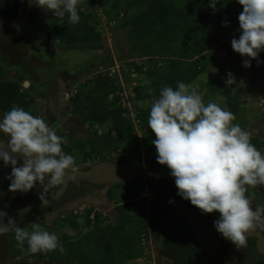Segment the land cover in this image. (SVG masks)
Segmentation results:
<instances>
[{"label": "trees", "instance_id": "1", "mask_svg": "<svg viewBox=\"0 0 264 264\" xmlns=\"http://www.w3.org/2000/svg\"><path fill=\"white\" fill-rule=\"evenodd\" d=\"M21 1L0 0V20L16 18ZM84 1L78 5L79 23L68 22L56 33V38L64 44L73 46L83 42L90 45L96 40H101L102 34L97 30L99 18L93 11L83 10ZM121 1L103 0L101 5L107 13L108 6L113 12H117L120 10ZM224 2L227 3L226 7L218 3L217 10L213 12L209 7L210 0H126L124 8L126 23L122 28H130L128 41L132 44L131 50L138 57L151 58L147 59L149 61L145 60L143 65L133 63L138 73L146 75L145 81L134 88L136 120L143 136H137L135 120L130 117L129 109H124L120 105L118 97L112 98L121 88L118 85V78L111 79L98 75L94 80H89L78 87L73 104L77 113L85 114L86 123H91L94 129L95 126L109 127L108 131L99 133V130L95 129L89 142L72 140L70 145H62L63 151L75 159L80 150L86 149L82 160L87 162L89 159L104 158L108 154H120V151H123V158L119 159L120 161L124 159L134 161L142 158L139 153L142 144L156 150L152 143L156 139L155 134L148 127L151 107L145 108L139 103L159 97L164 86L175 89L177 82L191 84L206 72L207 67L200 63L201 56H205L213 47L212 35L209 32L212 28L211 19H221L242 7L237 0ZM65 18L68 19L67 14ZM181 38L183 42L186 41L180 47ZM158 57L165 61V66L161 67V70L159 67L153 68L151 63L155 62L151 60ZM145 69L148 71L145 72ZM92 83L93 86L90 85ZM88 85L90 87L86 91ZM207 86L213 92H221V89L217 90L210 83ZM149 88L152 89L151 94ZM225 96L230 111L234 114L239 113L242 110L241 97L230 93ZM14 105L38 117L37 100L34 95L23 89L18 82L0 81L1 113H7ZM3 137L9 138L6 134ZM141 140L144 143H141ZM250 142L264 154V142L258 139H251ZM152 184L156 199L150 203L145 199H139V191L145 187L143 182L138 186L135 182L119 184L110 190L109 197L116 202L119 216L115 223H110L98 213L93 215L91 210L84 215L83 225L75 216L59 220L57 226L66 230L60 235L64 253L58 250L39 253L38 260L48 258L77 264H128L148 257L149 244L146 245L148 237L161 243L165 257L174 264H197L204 260L206 250L194 228L186 224L176 231L170 228L169 225L176 219V215L168 204V192L164 187ZM83 228L87 231L85 232ZM69 229L74 230L77 239L71 237ZM28 230L31 231V228ZM54 230L55 228L47 229L59 238V233ZM19 251L27 252L33 259L36 255L29 253L27 242L23 248L19 247Z\"/></svg>", "mask_w": 264, "mask_h": 264}, {"label": "clouds", "instance_id": "2", "mask_svg": "<svg viewBox=\"0 0 264 264\" xmlns=\"http://www.w3.org/2000/svg\"><path fill=\"white\" fill-rule=\"evenodd\" d=\"M237 2L243 8L238 16L241 34L239 39H232L231 46L234 52L247 58L243 67L250 68L252 60L261 63L258 57L264 51V0ZM34 3L56 18L63 19L67 14L71 24L80 21L78 5L82 0H35ZM218 3L227 6L224 0H210L213 12ZM101 9L103 15L107 14L103 6ZM96 16L99 18L100 14ZM222 26H227V22L223 21ZM122 75L120 71V81L126 80L127 73L125 77ZM226 84L228 87L237 84L231 72L227 74ZM148 91L152 93L151 88ZM135 97V92H129L128 97L119 94L118 98L126 100V105L119 103L130 111L127 103H133L135 108ZM150 107L148 127L156 137L152 143L157 150V162L170 170L178 195L204 214L218 212L220 218L214 221L216 230L237 248L246 247V234L264 227V206L253 210L254 196L249 194V188L264 186V154L250 142V133L233 124L236 116L231 111L214 102L205 104L191 84L177 82L175 89L164 86L159 98L147 108ZM133 116L139 133L135 111ZM0 133L9 137L7 143L0 142V160L5 167L11 165V174L6 177L10 192L26 193L39 183L42 190L39 199L44 203L50 189L59 191L68 180L76 179L75 159L62 148L67 141L43 118L14 105L0 119ZM19 157H23L21 166H18ZM6 217L7 213L0 211V235L14 232L19 247L23 248L27 242L31 254L57 250L64 253L57 235L42 230L38 222H33L29 231L10 217L5 223Z\"/></svg>", "mask_w": 264, "mask_h": 264}, {"label": "rangeland", "instance_id": "3", "mask_svg": "<svg viewBox=\"0 0 264 264\" xmlns=\"http://www.w3.org/2000/svg\"><path fill=\"white\" fill-rule=\"evenodd\" d=\"M102 2L103 0L84 1V5L87 7L88 12L90 10L93 11V13H95L96 15L97 13L100 14L99 16L100 24L97 30L99 33L102 34L101 40L100 41L93 40V42L95 41L94 42L95 45H90V46L87 43H83V42H80L79 44L73 46L66 45L64 43L59 44L58 48L62 50V52H64V55L58 57H55V55L52 54L53 51L49 53L51 48L50 49L48 48L50 44L51 45L55 44V41L57 39L56 33H52L49 27L50 24L49 25L47 24V28L42 27V22L37 21V19L35 18L36 13L31 11L30 15L26 19L27 21H30L32 17V19L34 20L32 22L33 27L28 25L27 27L25 26L27 31L26 32L23 31V33L17 31L15 32V34L5 32L6 37L3 40V43L1 44L2 52L0 53V61H3V66L5 69L6 68L8 69L10 75L3 72L0 64V79L3 81L5 79L10 80L12 77H16L17 79H20L19 77H24L26 74L29 75L31 79L39 81L41 73L42 74L48 73L49 68H53L54 64L55 65L57 64V66H59L58 69H64V70L67 69L66 70L68 72L67 74L70 75H73L75 73H77V75L79 73L86 74L84 78L83 76L81 77L80 82H78V80L80 79L78 78L74 86L71 87V92L69 91L71 96L72 94L74 95L76 93L75 91H77L78 87L81 84L86 83L89 80H94L98 75L107 76L111 79L118 78V85L127 88L124 90L122 89L118 90V92H116L112 96V98L119 97V94L121 95V93L124 96H128L129 92L130 93L134 92V88L136 87L135 85H138L141 82L143 83L146 79V75L138 73L134 68L133 63H135L136 65H143L145 60L147 59L150 60L151 58H147L145 56L138 57L137 54L132 52L131 50L132 44L128 41L130 28H122V26L126 23L125 22L126 15L124 11L126 0L121 1L120 3L121 6L119 11L113 12L111 7L108 6L107 7L108 13L101 16ZM242 11L243 8L241 7L236 11H234L232 14L229 13L227 15H224L222 19L219 18H216L214 20L211 19L213 29L210 28L209 32L212 35L211 37L213 43L215 45V48H217L218 52L214 53L213 51L212 52L210 51V53H207L205 56L203 57L201 56L202 61L200 65H205L207 69L206 72L200 75L198 82L196 84H193L192 87L195 88L197 90V93L202 96L203 102L205 104H207L208 102H214L217 105H219L221 108L229 111H230V106L225 99V95L227 93H225L224 95L219 92L213 93V91L208 89L207 87L208 83L213 85L214 88H217L218 86L219 87L224 86L225 87L224 91L225 89L228 88L230 90L229 93H231V91L232 92L237 91L238 93L240 92L239 93L240 96L246 95V97L253 100L252 104L246 103V105L244 102L245 100L242 101L243 109L239 113L235 114L236 120L233 121V124H239L243 130L248 131V129L251 127L252 124H254L256 121H260V119L264 117V110H263L264 102H260L263 101L264 98L258 97V95H256V93L258 92L256 86L257 87L259 85L261 86L264 83V67L256 68L255 75H253L254 68L252 70V67L250 68L243 67V61L244 59L247 58L241 57L238 53L234 52L232 49L230 42L232 41L234 34L238 36L241 34L238 16ZM43 14L46 16L47 13L43 12ZM49 15L52 14L49 13ZM49 15L46 18H44L43 16V19H47ZM109 17L112 19L110 23L108 22L110 20ZM223 21L227 22V26H222ZM104 24L106 25L104 26ZM184 42H183V38H181L180 47L183 46ZM225 51H228V55L222 56V52ZM260 58L261 56L259 55L258 59L260 60ZM69 61L72 62L69 63ZM151 61H155V62H151L153 68L159 67V69L161 70V67L165 66L164 63L165 61L163 59H160L159 57L156 60H151ZM77 62L78 64H76V66L74 67L70 66L71 64L74 65ZM254 62L257 61L256 60L251 61V63ZM149 63L150 62H148V64ZM97 64L99 67H96ZM102 66L104 67L100 69V67ZM120 71L121 74H123L122 75L123 77H125V73H127L126 80L120 81L119 78ZM146 71L148 70L146 69L145 72ZM229 72H231L234 75L237 84L228 87V85L226 84V79H227V74ZM253 76H255V81L252 80L253 83L251 84L250 80L252 79ZM68 81L69 83L75 82L72 76L69 77ZM93 84L94 83L90 85L93 86ZM249 84H251V86ZM89 87L90 86L88 85V87L85 90L87 91ZM220 89H221L220 91L222 92L223 89L221 87ZM43 90L44 89L41 90V95H39L38 97H40L39 101H41L44 104L43 100H41L43 97L42 95ZM27 91L31 95L34 96L38 95V89L35 90L34 92H30L29 90ZM67 91L68 90H66V92ZM158 98L159 97L154 98L150 102L142 103L141 105L144 106L145 108L152 106L154 100ZM121 103L126 105L124 99L121 101ZM260 103L263 106H260ZM127 105H129L130 107V111L133 119L134 117L133 112L135 111L134 104L127 103ZM37 113H38V117L42 118L43 112L41 110L40 111L37 110ZM48 125L51 126L50 124ZM108 128L109 127H105V126L104 127L95 126V129L96 130L98 129L99 133H105L106 131H108ZM95 129L93 128L94 131ZM139 135L143 136L141 130L139 131V133H137V136ZM141 143H144L143 140H141ZM148 150H150L151 152H155L154 154L157 155V150H153V148L142 144L139 147V153L141 157L142 156L144 157ZM83 151H86V149L80 150L78 152L79 153L78 157L75 158V162L77 166H79V164L84 163V161L82 160ZM122 155H123V151H120V154H112V155L108 154L104 158L102 157L98 158L97 161L105 162L104 159L109 157L115 159H122L123 158ZM141 182L145 184V187L148 186L149 190L151 189V183H157V182H152L144 177L143 180L141 181H135V185L138 186ZM145 187L144 189L139 191V199L144 198L146 201L155 200L156 195H154L151 190L147 191ZM167 188L169 189V187ZM145 192H147L146 196L143 195ZM183 200L185 202L187 201L185 199ZM168 202H169L168 204L172 207L173 213L177 217V219L174 220L176 222L175 224L170 223L169 226L171 229L178 230L179 227L183 224H188V225L193 224V222L191 221L194 219L189 215V213L187 212L183 213L184 211L182 212L177 208V204H176L177 199L175 198V193L172 190L168 191ZM188 202L189 201H187L186 203ZM88 210H91L93 215H96L97 212L101 213L103 217L106 216L109 219L108 220L109 222H115L117 221L118 218L117 213L115 211V204L110 202L107 198H105L104 201H99L98 199L94 198V199H84L83 201L76 202V205L71 206L68 209H63L58 214V217L60 219L53 220L50 217L48 218L43 217L38 220L33 219L32 221H29L28 226L30 227L33 222H38L42 230H47V229L52 230L55 228L54 231L56 233H59L58 239L60 240L61 239L60 235H62L61 233L65 232L66 230L63 229V227H60L59 225L57 226V222L59 220L66 219L68 217L75 216L78 217L79 222L81 223V225H83L85 221L84 215L86 214V212H88ZM186 216H188L191 220H187ZM210 218L211 217H208V219ZM189 221L191 223H188ZM205 223L206 225H208L209 228L211 227L209 226L210 224H208L207 221H205ZM194 227L198 232V234L200 235L199 237L203 242L205 250L207 251V258H205L206 259L205 261H208L209 259V261L212 260V263H214L215 262L213 258L214 254L213 256H211V258L210 255H212L213 250H216V247L213 248L214 244L212 243L211 232L208 230L203 231L200 227H199L200 229H197L196 227L198 226H194ZM83 230H85V232L87 231L85 228H83ZM68 233L71 235L73 239L78 238L74 230L69 229ZM146 239H147L146 245L150 244L151 246V251H148L147 253L148 257L146 259L131 261L128 264H173L165 257L163 250H161L162 245L160 242H155L153 238L151 239L152 241L151 240L149 241V237ZM248 240H255L256 246L258 248V241H259L258 238L251 237ZM220 241L226 242L227 245V241L224 237ZM18 254L21 257H23L26 261L33 259L32 255H29L25 251L21 252L18 250ZM231 256L232 255L230 254V257ZM38 257H39V253L34 256L33 261H40L38 260ZM228 257L229 254L225 256L226 262L228 261L227 260ZM72 264H77V263H72Z\"/></svg>", "mask_w": 264, "mask_h": 264}, {"label": "flooded vegetation", "instance_id": "4", "mask_svg": "<svg viewBox=\"0 0 264 264\" xmlns=\"http://www.w3.org/2000/svg\"><path fill=\"white\" fill-rule=\"evenodd\" d=\"M33 21L34 20L31 17V20L27 21V23L29 22L33 27ZM71 62L72 61H69V63ZM76 64H78V62L74 65L71 64L70 66L74 67ZM53 68L58 69L59 67L56 64V67ZM58 70L59 71L54 70L55 72L48 75L47 86L42 91L43 98L41 100H43L44 104L42 107H39V101H37L36 110H41L43 112L42 118L47 124L51 125L50 127L56 132L58 136L63 137L67 141L65 145H70L72 140H79L83 143H87L93 138V127L91 124H88L84 121L85 114H79L76 112L75 105L73 104V98L75 97L76 93L74 95L72 94V96L70 95L71 87L74 86L73 84L77 82L78 78H80L78 80L79 82L81 77L83 76L84 78L86 74L79 73L77 75V73H75L70 75L67 74V69ZM70 76L74 78V83H69L68 79ZM66 90L68 91L66 92ZM260 106L263 105L260 103ZM3 115L4 114H2L0 111V119H2ZM262 120V124L264 125V117ZM4 135L5 134L0 133V142L7 143L9 138L5 139L3 137ZM5 150L10 151L9 149ZM85 153L86 151H83V154ZM154 153L155 152L148 150L144 157L142 156V158H137L134 160H139L141 165L144 167L139 179L143 180L145 177L152 182H157L158 185H161L166 190H172L175 193V198L177 199V208L182 212L184 211L183 213H189V215L195 220V222L194 220L191 221L193 222L192 226H198L196 227L197 229L201 228L203 231L208 230L211 232L212 243L214 244L213 248L216 247L217 251L213 250L210 258L214 254L213 258L215 262L212 263V260L209 261L208 259V261H205L206 259H204L197 264H264V253L259 251L260 249L257 248L255 240L247 239V246L240 248H237L227 239V245L226 242L220 241L223 236L216 230L214 226V221L220 218V214L218 212L204 214L198 208L193 206L190 201L186 203L183 198L178 195L175 179L171 176L170 170L167 168V166H162L157 162V155ZM104 161L119 163L128 161V159L120 161L119 159L109 157L105 158ZM98 162L99 161L97 160L89 159L87 162L77 166L78 172L89 171ZM22 164L23 157H19L18 166H21ZM10 174L11 165L5 167L4 162L0 160V211L7 213V217L4 220L5 223H7V219L10 217L15 219L20 227L27 229L31 228V226L29 227L28 225L29 221H32L33 219L38 220L43 217H50L53 220L60 219L58 217L59 212H61L63 209H68L71 206L76 205V202L83 201L84 199L96 198L99 201H104L105 199L103 193L109 192L112 189L111 188L108 191V184L99 186L90 182L78 183L76 181H68V183L64 185L59 191L55 188L50 189V193H48L46 197L47 200L42 203V201L39 199L42 191L39 183H37L36 187H34L32 191L26 193L10 192V181L6 179V177H8ZM167 187H169V189ZM64 188L66 189L65 193L58 200H53L51 198V196H58L59 192ZM249 194L254 196V199L252 200L253 210L257 206H264V186H258L255 189L249 188ZM23 208L30 209L21 216ZM208 217L211 218L208 219ZM205 221L210 224V228L208 225H206ZM18 248V241L16 240L14 232L0 235V264H72L63 261H53L48 258L42 259L40 261H33V259L26 261L18 254ZM227 254H229V257L227 258L228 261L226 262L225 256ZM230 254L232 255L231 257Z\"/></svg>", "mask_w": 264, "mask_h": 264}, {"label": "crops", "instance_id": "5", "mask_svg": "<svg viewBox=\"0 0 264 264\" xmlns=\"http://www.w3.org/2000/svg\"><path fill=\"white\" fill-rule=\"evenodd\" d=\"M35 2V0H22L21 1V5H20V11H19V13H18V15H17V17L16 18H14V19H11V20H0V53L2 52V50H1V44L3 43V40L5 39V37H6V35H5V32L7 33H11V34H15V32L17 31V32H21V33H23V31H27L26 30V27H27V25L28 26H31L30 25V23L28 22L27 23V17L30 15V12L31 11H33V12H35L36 13V16H35V18L37 19V21H41L42 22V27H45V28H47V24L49 25V27H50V29H51V31H52V33H57L63 26H65L67 23H68V19H66V18H63V19H60V18H56V17H52V15H49V13L48 12H46L48 15H49V17L47 18V19H43V16H44V18H46L48 15L46 14V16L43 14V12H45L44 10H42V9H40V8H38L37 6H36V4L34 3ZM31 5V6H30ZM29 6V7H28ZM93 7H95V6H93ZM83 10L84 11H87L86 10V7L84 6V8H83ZM234 12V11H233ZM232 12V13H233ZM231 13V14H232ZM32 15H33V13H32ZM26 26V27H25ZM212 29H213V27H212ZM221 32V31H220ZM223 33H225V32H223ZM227 36V35H226ZM240 36V35H239ZM239 36L238 35H236V34H234V37L233 38H236V39H239ZM229 37V36H228ZM56 39V38H55ZM229 39V38H228ZM231 43V42H230ZM59 44H63L61 41H59L58 39H56V41H55V44L54 45H51L50 44V46L48 47L49 49H50V52L49 53H51L52 51H53V55H55V57H58V56H61V55H64V52H62V50H60L59 48H58V45ZM79 44V43H78ZM66 45H68V44H66ZM90 45H95V44H90ZM89 45V46H90ZM224 49V48H223ZM211 52L213 51L214 53L215 52H218L217 51V48H215V45H214V43H213V47H212V49L210 50ZM101 52V51H100ZM63 53V54H62ZM208 53H210V52H208ZM262 53V52H261ZM261 53H259V55L261 56V58H260V60L259 61H261V63H257V62H254V63H251V67H252V70H253V68H254V70H253V75H255V72H256V68H260V67H264V53L263 54H261ZM224 55H228V51H225V52H222V56H224ZM0 64H1V68H2V70H3V72H5L6 74H9L10 75V72L8 71V69L6 68H4V66H3V61H0ZM55 65V64H54ZM99 65H101V64H99ZM258 66V67H257ZM54 67H56V65L54 66ZM59 67V66H58ZM96 67H99L98 66V64H97V66ZM104 66H102V67H100V69H102ZM1 70V71H2ZM54 70H56V71H59L58 69H54V68H49V71H48V73H41V75H40V79H39V81H36V80H33V79H31L30 78V76L29 75H26L25 74V76L24 77H19L20 79H17L16 77H12L10 80H8V79H5L4 81H13V82H18V83H22L21 85H22V87H23V89H25V90H29L30 92H34L35 90H37L38 89V95H35V97H36V100L37 101H39L40 100V97H38L39 95H41V94H39L40 92H41V90L42 89H45V87L47 86V79H48V75L49 74H51V73H53V72H55ZM1 80V79H0ZM198 80H199V77L193 82V83H191V85H193V84H196L197 82H198ZM252 80L253 81H255V76H253L252 77V79L250 80L251 81V84L253 83L252 82ZM1 81H3V80H1ZM80 82V81H79ZM251 84H249L250 86H251ZM264 84V83H263ZM259 85L258 87L256 86V88H257V90H258V94L256 93V95H258V97H263L264 98V85ZM74 85V84H73ZM249 85H248V87H249ZM135 86H137V85H135ZM208 87V86H207ZM218 88V87H217ZM222 88V87H221ZM225 88V87H224ZM224 88H222L223 89V91L222 92H220L221 94H225V93H229V89L227 88V89H225V91H224ZM251 88V87H250ZM209 89V88H208ZM218 89H220V88H218ZM251 90V89H250ZM247 92V91H246ZM248 92H250V91H248ZM213 93H216V92H213ZM240 93V92H239ZM237 91L236 92H232L231 91V93L230 94H232V95H234V96H239V97H241V99H242V101L243 100H245L244 102H245V105H246V103H248V104H252L253 102V100H251L250 98H248V97H246V95L244 96V95H241L240 96V94H239ZM247 94H249V93H247ZM215 95H217V94H215ZM226 97V96H225ZM39 98V99H38ZM43 98V97H42ZM226 99V98H225ZM263 100V99H262ZM122 100H120V102H121ZM151 100H149V101H145V102H143V103H148V102H150ZM125 102H126V100H125ZM261 102V101H260ZM262 102H264V100L262 101ZM142 103H140V105H141ZM242 109H243V105H242ZM263 123V120L262 119H260V121H256L254 124H252L251 125V127L248 129V131L247 132H249L250 133V137H251V139H258V140H260V141H262V142H264V125L262 124ZM131 161V160H130ZM137 181H141L140 179H138ZM130 183V182H129ZM142 183V182H141ZM140 183V184H141ZM154 184H156V183H154ZM109 185V184H108ZM116 185H119V184H116ZM156 185H158V183L156 184ZM99 186H102V185H99ZM159 186H161V185H159ZM115 187V185H109V189H108V191L112 188H114ZM151 187H152V183H151ZM146 188V190L147 191H152V188L149 190V188H148V186H146L145 187ZM111 189V190H112ZM169 190H167V192H168ZM110 192V191H109ZM109 192H104L103 193V195H104V199L105 198H107L110 202H112L113 204H115V211H116V207H117V205H116V202H114L113 200H111V198L109 197ZM152 193L154 194V195H156L153 191H152ZM144 196H146L147 195V192H145L144 194H143ZM144 199V198H143ZM152 200H147V202L148 203H150ZM169 203V202H168ZM171 207V206H170ZM174 208H175V206H174ZM171 210H172V207H171ZM173 212V211H172ZM98 213V212H97ZM116 213H117V211H116ZM98 214H100V215H102L101 213H98ZM102 217H103V215H102ZM117 221H118V219H119V216H118V213H117ZM185 217V216H184ZM187 217V220H191L188 216H186ZM103 218H105V219H107V221L109 220L106 216H104ZM175 218L177 219V217L175 216ZM176 219H174V220H176ZM117 221H115V222H117ZM115 222H110V223H115ZM171 223H173V224H175L176 222L175 221H172ZM188 223H191L190 221L188 222ZM187 226H191L192 228H194V230H195V232L198 234V232L196 231V229H195V227L194 226H192V225H188V224H186ZM179 226V225H178ZM182 226V225H181ZM181 226L179 227V229L181 228ZM173 230H175L176 231V229H173ZM198 236H200L199 234H198ZM200 238V237H199ZM152 238H149V241L151 240ZM247 239H250V238H247ZM201 240V239H200ZM152 241V240H151ZM202 242V241H201ZM203 243V242H202ZM161 250H163V247H162V249ZM149 251H151V246H150V244H149ZM206 254H207V251H206ZM148 255V254H147ZM169 260V259H168ZM169 261H171V260H169ZM172 262V261H171ZM173 263V262H172Z\"/></svg>", "mask_w": 264, "mask_h": 264}, {"label": "water", "instance_id": "6", "mask_svg": "<svg viewBox=\"0 0 264 264\" xmlns=\"http://www.w3.org/2000/svg\"><path fill=\"white\" fill-rule=\"evenodd\" d=\"M143 102V101H141ZM38 106L42 107L43 103L38 102ZM144 167L138 161H125V162H98L89 171L78 172L76 179L68 181L90 182L96 185H116L135 182L143 172ZM68 183V182H67ZM66 183V184H67ZM65 188L59 192L58 196H51L54 200H58L65 193ZM30 208H23L22 212ZM26 211V212H27ZM247 238L256 237L259 239L258 248L260 252L264 253V227H258L255 231L246 234Z\"/></svg>", "mask_w": 264, "mask_h": 264}, {"label": "built area", "instance_id": "7", "mask_svg": "<svg viewBox=\"0 0 264 264\" xmlns=\"http://www.w3.org/2000/svg\"><path fill=\"white\" fill-rule=\"evenodd\" d=\"M103 15V10L101 9V16ZM121 96L123 97V94H121ZM128 97V96H126ZM126 103V102H125Z\"/></svg>", "mask_w": 264, "mask_h": 264}, {"label": "bare ground", "instance_id": "8", "mask_svg": "<svg viewBox=\"0 0 264 264\" xmlns=\"http://www.w3.org/2000/svg\"><path fill=\"white\" fill-rule=\"evenodd\" d=\"M31 6V5H30ZM29 7V6H28ZM187 202V201H186ZM190 204V203H189ZM205 238V237H204ZM206 242V241H205ZM207 243V242H206ZM210 252V251H209Z\"/></svg>", "mask_w": 264, "mask_h": 264}]
</instances>
